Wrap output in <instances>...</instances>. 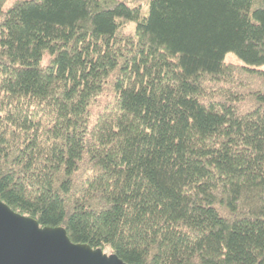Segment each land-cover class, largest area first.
<instances>
[{"label":"trees","instance_id":"trees-1","mask_svg":"<svg viewBox=\"0 0 264 264\" xmlns=\"http://www.w3.org/2000/svg\"><path fill=\"white\" fill-rule=\"evenodd\" d=\"M7 1L0 200L125 264H264V0Z\"/></svg>","mask_w":264,"mask_h":264},{"label":"water","instance_id":"water-1","mask_svg":"<svg viewBox=\"0 0 264 264\" xmlns=\"http://www.w3.org/2000/svg\"><path fill=\"white\" fill-rule=\"evenodd\" d=\"M0 264H125L114 254L74 243L62 227H40L0 200Z\"/></svg>","mask_w":264,"mask_h":264},{"label":"rangeland","instance_id":"rangeland-1","mask_svg":"<svg viewBox=\"0 0 264 264\" xmlns=\"http://www.w3.org/2000/svg\"><path fill=\"white\" fill-rule=\"evenodd\" d=\"M13 1V0H8L7 3H6V6L9 5V3ZM224 60L226 62H237V63H242L241 60L233 53L231 52H228L225 54L224 56Z\"/></svg>","mask_w":264,"mask_h":264}]
</instances>
